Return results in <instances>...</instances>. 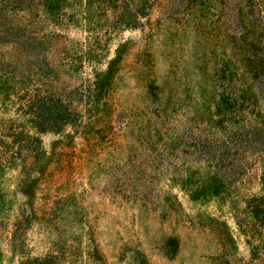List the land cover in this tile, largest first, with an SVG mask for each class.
<instances>
[{
	"label": "rangeland",
	"instance_id": "obj_1",
	"mask_svg": "<svg viewBox=\"0 0 264 264\" xmlns=\"http://www.w3.org/2000/svg\"><path fill=\"white\" fill-rule=\"evenodd\" d=\"M163 5L153 4L142 26L120 30L98 46L101 58L93 62L99 72L110 58L120 66L101 111L95 112L98 95L91 94L86 106L77 107L84 114L73 124L29 128L42 148L32 170L36 179H24L26 191L17 189L20 162L7 165L0 178V264L45 254L83 264H264L250 256L233 215L258 190L257 169L221 196L194 197L187 189L211 168L195 161L192 116L200 73L212 70V9L185 16L177 7L164 19L170 9ZM175 18L179 23H171ZM67 32L84 35L78 26ZM144 45L155 83L169 97L166 119L179 133L173 146L152 141L144 117L137 118ZM89 64L82 67L85 77ZM105 111L110 128L97 119L89 129L88 120ZM190 170L191 179L184 181ZM14 221L21 244L12 250L7 236Z\"/></svg>",
	"mask_w": 264,
	"mask_h": 264
},
{
	"label": "trees",
	"instance_id": "obj_2",
	"mask_svg": "<svg viewBox=\"0 0 264 264\" xmlns=\"http://www.w3.org/2000/svg\"><path fill=\"white\" fill-rule=\"evenodd\" d=\"M156 2L170 9L164 19L177 7L185 16L212 9V70L207 76L199 72L192 116L198 133L195 161L211 168L187 189L194 197L221 196L257 169L258 190L233 215L250 256L264 262V0H0V50H5L0 51V178L7 165L24 163L17 189L26 191L30 184L25 180L36 179L32 170L42 152L35 132L73 124L84 114L77 107L86 106L91 94L98 95L93 98L100 106L95 112L103 109L120 66L110 58L99 72L93 62L101 58L97 48L120 30L142 26ZM71 26L80 27L84 35H69ZM142 49L139 79L144 95L137 118L144 117L152 141L173 146L179 133L166 119L169 97L155 83L151 55L145 45ZM85 62L90 63V77L82 73ZM97 119L110 128L108 111L88 120L89 129ZM11 225L7 241L13 250L21 243L19 224ZM16 264L83 263H63L45 254L20 257Z\"/></svg>",
	"mask_w": 264,
	"mask_h": 264
}]
</instances>
